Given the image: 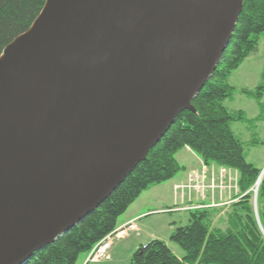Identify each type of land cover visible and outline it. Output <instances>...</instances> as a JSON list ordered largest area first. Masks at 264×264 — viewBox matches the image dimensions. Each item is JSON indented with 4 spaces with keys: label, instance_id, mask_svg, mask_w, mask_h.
Here are the masks:
<instances>
[{
    "label": "water",
    "instance_id": "water-1",
    "mask_svg": "<svg viewBox=\"0 0 264 264\" xmlns=\"http://www.w3.org/2000/svg\"><path fill=\"white\" fill-rule=\"evenodd\" d=\"M245 1L48 0L0 58V264L77 227L197 112Z\"/></svg>",
    "mask_w": 264,
    "mask_h": 264
},
{
    "label": "trees",
    "instance_id": "trees-1",
    "mask_svg": "<svg viewBox=\"0 0 264 264\" xmlns=\"http://www.w3.org/2000/svg\"><path fill=\"white\" fill-rule=\"evenodd\" d=\"M48 0H0V58L20 36L28 33L42 15ZM264 36V0H246L239 24L221 63L193 101L197 112L184 111L163 140L150 152L116 192L77 227L53 244L37 252L26 264H78L82 255L118 227V219L140 196L162 185L181 171L176 154L190 148L205 165L240 171V193L235 196L221 224L218 208H198L191 212V223L178 227L171 240L186 255L176 257L162 240L141 246L133 264H264V177L258 190V216L254 197L262 174L246 160L244 143L232 130L234 123L264 122V72L262 82L244 93L260 103L261 116L249 120L241 111L232 112L226 102L234 96L230 78L259 49Z\"/></svg>",
    "mask_w": 264,
    "mask_h": 264
},
{
    "label": "crops",
    "instance_id": "crops-1",
    "mask_svg": "<svg viewBox=\"0 0 264 264\" xmlns=\"http://www.w3.org/2000/svg\"><path fill=\"white\" fill-rule=\"evenodd\" d=\"M263 72L264 36L261 38L258 51L248 58L230 78V85L234 88V96L225 104L230 111H241L249 120L257 121L260 118V103L257 99L245 94L244 91L257 89L262 82ZM237 100L244 101V106L240 107L236 103ZM255 105L258 107V111H255ZM247 108H253V113H249ZM183 153H186L189 159L193 161L191 167L188 164L189 168H191L188 174L177 175L172 180L151 188L144 192L129 207L126 213L118 219V227L115 231L111 256H113L112 252L115 250L116 245L119 246L122 243L130 244L129 250H134L135 253L141 246L147 245L153 240L159 239L166 242L165 239L157 237L160 225L152 222V219L159 215L177 213L187 223L190 222L192 211L206 207L222 209L223 212L220 216H224L225 220L229 206L232 204L235 196L240 193L237 192L231 195L228 192L235 185L232 182L233 178L223 168L219 169L212 165H205L202 157L197 156L198 154L196 155L190 148L183 149L176 154V160L180 166L181 162H183L180 156ZM185 158L188 159L187 157ZM182 168V170H186L184 167ZM192 176H195L194 180ZM224 220L221 218L222 222ZM176 228L177 225H172L168 222L164 223L163 226L164 232L170 238ZM86 259L81 264H86Z\"/></svg>",
    "mask_w": 264,
    "mask_h": 264
},
{
    "label": "rangeland",
    "instance_id": "rangeland-1",
    "mask_svg": "<svg viewBox=\"0 0 264 264\" xmlns=\"http://www.w3.org/2000/svg\"><path fill=\"white\" fill-rule=\"evenodd\" d=\"M253 102V101H251ZM236 103L240 106H244V101L237 100ZM254 104V103H252ZM257 105H255V111H258ZM249 113H253V108H247ZM232 130L234 133L243 141L244 143V150H245V156L248 163L253 164L257 169L264 172V122H259L258 124H252L250 123H234L232 125ZM255 141V142H254ZM198 153H196L197 155ZM197 156H200L199 154ZM187 157L188 159H186ZM201 157V156H200ZM180 159L184 162H181V166L184 167L186 170H182L178 176H181L183 174H188L191 168H189L188 164H193V161L189 159V156L186 153H183V155L180 156ZM215 168L221 169L222 167L213 164ZM223 169L226 171V173H229L231 178H233V181L235 183L233 189H230L228 192L231 195H234L237 192H240L238 182L241 177L240 171L233 168H226L223 167ZM194 180V178H193ZM198 187V186H197ZM258 209V208H257ZM220 217V218H219ZM217 219V224H221V218L224 220V216H219ZM192 218H190V222L185 223L184 218L181 217L180 214L172 213L168 215H159L158 217H154L152 219V222L158 223L159 226V233L157 234L158 238L165 239L166 244L171 248L172 252L176 255V257L183 259L186 255L183 248L174 243L171 238L168 236L166 232L163 230L164 223L168 222L172 225H177L178 227L187 226L191 223ZM159 240V239H158ZM130 244L122 243L119 246L116 245L115 250L112 252V260L108 262H101V263H89V264H133L132 263V257L134 254V250H129ZM88 255H82L78 261V264H81V262H84L85 258H87ZM87 260V259H86ZM87 264V263H86Z\"/></svg>",
    "mask_w": 264,
    "mask_h": 264
},
{
    "label": "built area",
    "instance_id": "built-area-1",
    "mask_svg": "<svg viewBox=\"0 0 264 264\" xmlns=\"http://www.w3.org/2000/svg\"><path fill=\"white\" fill-rule=\"evenodd\" d=\"M195 178V176H192ZM115 232L97 244L94 249L89 253L87 263H101L112 260L111 249L113 245Z\"/></svg>",
    "mask_w": 264,
    "mask_h": 264
}]
</instances>
